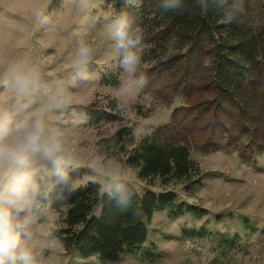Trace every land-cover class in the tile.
Masks as SVG:
<instances>
[{
    "label": "rangeland",
    "instance_id": "374dc122",
    "mask_svg": "<svg viewBox=\"0 0 264 264\" xmlns=\"http://www.w3.org/2000/svg\"><path fill=\"white\" fill-rule=\"evenodd\" d=\"M36 9L41 17L34 15ZM116 20L112 0H0V72L7 64H18L49 88L48 95L25 97L0 86V107L13 120L43 109L46 133L59 134L65 172L78 175L75 185L94 183L101 197L118 181L139 194L174 192L178 202L195 212L178 217L156 212L138 253L105 264H264V149L251 165L233 151L192 152L202 178L185 189L180 183L162 186L157 179L143 183L138 170L126 164L124 152L108 147L106 141L118 132L122 141L138 142L183 104L176 98L168 106L151 92L142 93L134 71L119 66L121 49L112 35ZM82 43L92 50L83 64L77 57ZM140 52L146 66L152 54L144 45ZM29 99L30 107L22 110ZM94 102L112 114L110 121L90 124L83 107ZM50 168L38 161L30 169V182L39 189L32 196L34 223L29 229L38 264H104L95 256L84 259L64 251L55 233L57 215L46 198L57 181ZM100 209L95 205L90 216H99ZM192 229L203 231L190 236Z\"/></svg>",
    "mask_w": 264,
    "mask_h": 264
},
{
    "label": "trees",
    "instance_id": "16d2710c",
    "mask_svg": "<svg viewBox=\"0 0 264 264\" xmlns=\"http://www.w3.org/2000/svg\"><path fill=\"white\" fill-rule=\"evenodd\" d=\"M112 1L117 19L126 17L152 54L146 66L134 71L141 92H151L168 106L176 98L183 104L138 142L122 141L118 132L103 140L108 147L124 152L126 164L138 170L143 183L157 179L162 186L180 183L185 189L202 178L192 152L233 151L242 163L254 164L264 149V0H242L244 11L230 21L226 17L234 13L237 0H181L167 13L158 8L159 0ZM120 61L121 51L119 66ZM94 104L83 107L92 126L112 119ZM65 173L46 198L57 215L55 233L64 251L84 259L95 256L105 264L136 255L156 212L170 217L195 213L174 192L139 194L118 181L101 197L98 185H75L78 175ZM97 204L100 214L91 217Z\"/></svg>",
    "mask_w": 264,
    "mask_h": 264
},
{
    "label": "clouds",
    "instance_id": "9594fccd",
    "mask_svg": "<svg viewBox=\"0 0 264 264\" xmlns=\"http://www.w3.org/2000/svg\"><path fill=\"white\" fill-rule=\"evenodd\" d=\"M180 3L181 0H159L158 8L167 13L177 9ZM243 11L242 0H237L234 13L228 15L226 21ZM34 15L41 17L42 12L36 9ZM112 35L121 49V67L135 71L142 62L141 36L131 31L126 17L113 23ZM91 52V48L82 43L77 51L80 63H86ZM171 53L170 44L167 54ZM0 86H10L25 97L48 95L49 92L47 84L41 83L20 65L11 63L3 66L0 72ZM30 105L29 99L22 105V110H27ZM42 110L13 120L9 112L0 107V264H38L29 231L34 223L32 196L39 190L30 182L33 165L46 161L54 179L61 182L66 179L64 161L58 155L61 151L59 134L46 133Z\"/></svg>",
    "mask_w": 264,
    "mask_h": 264
}]
</instances>
